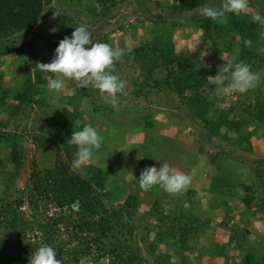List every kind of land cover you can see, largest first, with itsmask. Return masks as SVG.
Returning a JSON list of instances; mask_svg holds the SVG:
<instances>
[{"label": "trees", "instance_id": "trees-1", "mask_svg": "<svg viewBox=\"0 0 264 264\" xmlns=\"http://www.w3.org/2000/svg\"><path fill=\"white\" fill-rule=\"evenodd\" d=\"M62 1L74 6L76 11L95 9L100 11V16H105L126 0ZM51 2L0 0V40L32 32L39 26L46 4ZM261 2L264 4V0H259L258 4L249 0L248 10L225 13L217 19L202 14L189 19L159 16L151 20L152 39L114 61L113 74L121 67L134 70L138 64L141 77L132 80L136 87L134 98L147 99L153 95L148 89L178 96L192 117L189 125L198 124L207 131L206 136L201 134L197 155L207 154L205 146L212 139L251 153L253 139L258 135L264 137V24L253 20L258 11L264 15ZM156 4L160 6L159 1ZM168 5L174 14H185L205 6L219 8L222 0H169ZM76 26L75 18L63 12L57 15L59 30L73 32ZM187 27L201 32L200 47H210L209 62L216 61L217 67L201 62L198 68L184 50L177 49L174 34L177 30L185 33ZM34 35L18 49L21 56H26L21 87H4L5 75L0 72V114L3 115L0 120V184L4 187L0 196V264H29L32 251L45 244L55 248L62 264H101L105 259L109 264H152L142 251L154 254V264H192L193 254L204 259L200 264H215L213 260L218 257L223 258V264H229L230 250L239 252L232 256V264H264V247L248 241L247 231L243 233L242 229L249 225L251 218L264 220V159L252 164L232 156L233 150L219 155L214 176L200 190L207 197L214 196L207 203L196 200L200 198L198 190L169 194L159 186L142 189L138 178L144 168L152 166V153H147L141 161L134 180L120 177L110 165L103 168L92 164L79 173L72 165L76 146L68 143L72 131L87 125L86 120L82 121L86 113H90L91 121L100 122L110 117L113 110L92 103L91 98L101 97L99 90L96 93L97 89L77 87L76 83L73 93L64 102L53 105L54 98L49 97L47 91L49 73L41 71L36 64L48 63L54 56L51 57V52L44 55L38 43L41 39L53 41L55 50L59 41L71 33ZM104 43L109 44L107 40ZM13 45L10 48L1 45L0 57L12 54ZM222 56L228 61L236 56L262 77L257 87L245 93L227 89L238 101L231 100L223 108L212 98L218 87L210 83L209 77L215 76L224 64L220 61ZM34 105L53 108L46 117L47 127L41 134H34L33 141L38 150L51 151L55 160L45 169L35 163L29 183L23 190H17L18 179L26 167L27 140L18 132L19 128L14 133L4 128L12 118L33 109ZM145 122L146 128L151 129L152 116L146 117ZM251 126L254 129L250 131ZM132 130L135 132L136 128ZM102 145L108 147L104 140ZM211 158L207 160L213 161ZM240 162L241 167L232 168ZM242 167L247 168L243 176ZM248 173L258 181L245 178ZM149 191L157 195L155 205L147 207L144 215L138 217L142 194ZM235 200L242 205L239 212L238 206H233ZM163 201H168V209L162 206ZM231 219L237 237L231 233L225 247H211L204 252L198 245L191 248V238L206 233L216 221H221L219 226L228 230L226 225ZM152 220L160 227L150 225ZM151 233L155 237L150 240ZM162 245L171 247L173 253L161 252Z\"/></svg>", "mask_w": 264, "mask_h": 264}, {"label": "rangeland", "instance_id": "rangeland-1", "mask_svg": "<svg viewBox=\"0 0 264 264\" xmlns=\"http://www.w3.org/2000/svg\"><path fill=\"white\" fill-rule=\"evenodd\" d=\"M156 1H159L160 6L156 4ZM168 1L126 0L123 4L114 7L107 15L100 16V11L98 10L94 9V11L89 12L86 9H79L76 11L74 6L64 3L62 0H52L51 3L46 4L39 26L32 32L22 33L9 39L0 40V46L2 45L7 48L12 47V44H14L12 54L0 57V72H4L5 75L3 81L5 84L4 87H15L16 85L21 87L23 76L21 73L25 70L23 62L26 56H21L18 53V49L24 41L30 40L36 33L45 37L72 33L69 30L58 29L57 15L61 12L75 18L77 26L81 24L86 25L92 35L93 42L98 41L104 43L107 40L112 48L121 50L123 55L133 50L134 47H138L144 41H150L152 39L153 34L151 31L154 25L151 20L158 19L159 16H165L171 19H189L195 17L197 14H201L202 8L185 14H174L169 9ZM250 2L258 4L259 0H250ZM261 8L264 10V4L262 2ZM52 29H56V31L53 32ZM185 31L184 33L182 30H177L174 34L177 49L184 50L198 68L201 62L208 66L216 65L217 67L218 63L216 61L210 60L209 62V57L212 55L210 47H205L204 49L200 47L202 43L200 40L201 32H196L190 27H187ZM52 43L42 39L39 41L38 44L43 48L44 55L51 52V57L54 56V46ZM220 61L224 63L228 59L226 56H222L220 57ZM137 65L134 66L136 67L134 70H130L128 67H121L122 69L115 70V75L125 84L122 93H117L115 97L105 98L104 96H97L96 98H91L94 105L97 104L99 106L103 104V106L110 107L113 110L110 117H105V121L102 120L99 122L96 119L94 122L93 120L91 121L90 113H86L82 117V121L86 120L87 124L93 125L100 131L108 147H103L102 145L87 165L76 168L79 173L83 172L84 168L92 164L102 166L103 168L110 165L120 177L128 179L129 181L134 180L141 161L144 160L147 153H152V156H154L152 166L159 167L160 164L168 163L174 170L189 175L191 181L184 191L198 190L200 198L196 200H203L204 203H207V200L209 198L213 200L214 196L207 197L200 190L206 186L207 180L214 176L216 165L220 159L219 155L229 153L230 150H233V153L230 152L232 156L238 157L239 160L245 159L252 164L264 159V137H261L262 135H258L253 139L254 151L251 153L240 150L235 146L224 145V142H220L219 139H212L205 146L207 154L200 153L197 155L198 143L202 139L201 134L206 136L207 131L198 124L194 127L189 125V122L193 121L192 117L188 114L178 96L172 92H158L156 89H148L149 91L147 92L153 95H150L147 99L134 98L133 91L136 87L134 86L133 79L141 77V71ZM33 70L32 72H34ZM54 75L49 73L46 77L47 83ZM74 85L75 82L73 80L65 79L64 88L61 92L53 94L47 89L49 97L54 98L53 105L64 102L65 98L73 93L72 86ZM95 92L98 93V90H95ZM212 98L218 101L217 105L221 108L227 106L231 100L238 101V97H233L230 90L219 87ZM52 109L49 106L40 107L34 105L33 109H28L25 113H21L12 118L8 127L4 128L7 132L11 133H14L19 128L18 132L23 133L27 140L25 142L27 148L25 153L26 167L18 179L17 190H23L26 184L29 183L32 168L35 163L41 169L51 167L54 164L55 155L51 151L38 150L33 141V135L41 134V131L47 127L46 117L51 114ZM110 112L108 110V113ZM148 116H152L151 129L146 128L145 118ZM2 118L3 115L0 114V120ZM110 124L112 127L109 126ZM101 127L104 129H101ZM134 128H136L135 132L132 130ZM253 129L254 126L249 128L250 131ZM210 157H212L211 159L213 161L207 160ZM233 163L234 161L231 162V164ZM240 164L241 162L239 165H233L232 168L237 169L241 167ZM245 172H247V168L242 167V176ZM253 176L251 173H248L245 178H249L248 180L251 179V182L258 181ZM3 188L0 184V196ZM156 199L157 195L151 191L143 193L141 197L142 206L137 216H143L147 207L150 208L155 205ZM120 200L123 201L122 199ZM167 203L168 201H163L162 206L168 209ZM234 205L238 206V209H236L239 212L242 205L238 200L233 201ZM54 213L55 211L52 210L50 214L53 215ZM207 214L211 216V212ZM219 218L221 219V217ZM249 220V225L247 224L242 227L243 233L247 231L246 236L248 237V241L256 244L261 243L264 247V220H255L253 218ZM220 222L216 221L212 223V228L208 229L206 233L201 232L196 238H191V248H196V245H198L202 252L211 247L223 248L228 244L231 233L237 237L235 233L236 229L233 228V219L226 225L228 230L222 228V225L219 226ZM146 224L148 225V222ZM155 224L156 222L152 220V224L150 225L160 227V225ZM159 229L161 230V228ZM154 237V233L149 235L150 240ZM159 248H161V252L173 253V249L166 247V245H162ZM142 254L154 264V254L145 251H142ZM238 254L239 252L230 250L231 260L229 264L233 263L232 256H237ZM84 262L85 259L83 260ZM202 262H204V259L202 260L196 254H193L192 264H200ZM213 262L215 264L225 263L223 258L219 257L214 259ZM101 264H109V260L105 259Z\"/></svg>", "mask_w": 264, "mask_h": 264}, {"label": "clouds", "instance_id": "clouds-1", "mask_svg": "<svg viewBox=\"0 0 264 264\" xmlns=\"http://www.w3.org/2000/svg\"><path fill=\"white\" fill-rule=\"evenodd\" d=\"M248 6L249 0H222L221 7H202L201 14L210 19H217L225 13L242 12ZM253 20L264 24V15L258 11L253 15ZM52 31L55 32L56 29ZM121 55V50L114 49L107 43L93 42L87 26L81 24L75 27L71 36H65L59 41L50 62H39L36 65L43 72L55 74L47 83L50 93L61 92L65 79H71L77 87L91 86L99 90L101 96L107 98L115 97L125 88L124 82L112 72L114 61ZM209 77L210 83L237 93H245L257 87L262 78L259 72L252 71L250 65L238 60L236 56L225 61L215 76ZM103 139L100 131L91 124L72 131L68 143L75 145L77 149L74 153L73 167L81 168L87 165L93 159L95 151L101 148ZM138 180L144 190L159 186L169 194H177L190 184L191 178L181 171L174 170L170 164L163 163L159 167L144 168ZM29 264L62 262L57 259L55 248L45 244L32 251Z\"/></svg>", "mask_w": 264, "mask_h": 264}]
</instances>
